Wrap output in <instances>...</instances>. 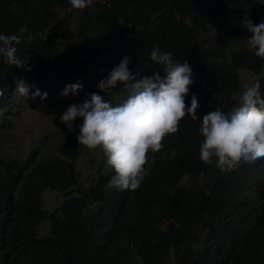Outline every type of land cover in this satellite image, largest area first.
Masks as SVG:
<instances>
[{"label": "clouds", "instance_id": "obj_1", "mask_svg": "<svg viewBox=\"0 0 264 264\" xmlns=\"http://www.w3.org/2000/svg\"><path fill=\"white\" fill-rule=\"evenodd\" d=\"M230 2L203 0V21L191 31L183 11L168 0H63L62 6L27 0L38 22L34 31L20 32L28 31L34 59L20 55L19 35L0 33V113L12 115L36 103L58 132L54 139L44 134L33 140L32 148L13 157L0 155V178L17 159L61 170L79 155L77 180L96 194L83 215L100 221L96 230L112 243L111 255L120 264H235L220 251L232 224L221 208L232 214L248 197L251 209L260 214L264 209V0ZM1 4L20 10L16 0H0V11ZM98 4L114 10L117 19L94 14ZM62 12L73 18L66 30L60 26ZM170 19L177 28L186 25L183 43L191 41L198 54L183 46L178 58L165 45L146 49L144 38L162 40ZM93 21L101 22L90 26L96 45L84 49L74 33L81 22ZM140 52L151 61L147 75L134 66ZM80 61L88 68L78 69ZM204 64L210 71L202 78L197 70ZM90 67L104 77L93 93L85 87ZM212 71L217 77L211 81ZM217 88L218 95H229L228 105L211 93ZM187 124L192 133L184 136ZM175 135L188 140L185 148ZM82 157L91 162L84 179L77 169ZM154 161L171 165L173 182L160 199L141 194L151 171L146 166ZM215 180L223 184L220 209L205 200ZM14 189L23 191L15 182ZM46 190L63 198L52 210L42 208L45 219L33 228L38 240L52 236L55 221L66 220L51 215L66 196ZM175 195L177 217L170 215ZM10 208L0 195V215L11 217ZM136 232L145 246L137 243Z\"/></svg>", "mask_w": 264, "mask_h": 264}, {"label": "trees", "instance_id": "obj_2", "mask_svg": "<svg viewBox=\"0 0 264 264\" xmlns=\"http://www.w3.org/2000/svg\"><path fill=\"white\" fill-rule=\"evenodd\" d=\"M175 5L176 9L183 11L187 21V26L194 31L199 23L203 21L201 4L203 0H168ZM232 2V0H229ZM52 4L63 5V0H51ZM230 2V3H231ZM239 1H237L238 4ZM20 10L12 5H2L0 16H8L0 21V33L5 35H19L21 43L19 45L20 55L33 60L32 39L26 32H20L22 27L34 31L38 18L34 17L27 8V0H16ZM94 14L105 19H117L118 15L112 9H106L101 4L96 5ZM95 21L87 24L81 22L77 33L74 36L82 42L83 48L95 46L96 41L90 37L92 32L90 26H100ZM39 28V27H38ZM37 28V33H38ZM205 28V25H202ZM186 25L177 28L172 19L168 21L162 29L163 38L158 40L154 36L144 38L145 47L148 49L152 45H165V51L172 54L173 58L182 57V46L192 48L194 54L198 50L193 49L190 42H184V37L188 34ZM184 53V52H183ZM139 63L134 64L141 71L142 75L148 74V63L146 52L138 54ZM200 77H205L210 71V65L204 64L198 70ZM211 81L217 75L211 72ZM103 76L96 74L92 68L86 72V90L93 93L98 87ZM225 93L224 88L221 89ZM217 100L224 104H229V95H218V88L211 92ZM114 91L108 95L113 96ZM184 136L191 135V125L187 124L182 130ZM180 141V138L175 135ZM188 140L178 143L180 148H185ZM79 155H74L64 169H56L46 162H32L29 158L17 159L11 168L6 170L9 174L0 178V195L4 196L11 205L12 216L0 215V264H120L119 258L111 255L112 243L103 239L96 230V224L100 221L93 214L83 215L85 209L95 199V192L82 188L77 180L75 161ZM4 159L0 157V165ZM147 164L151 171L148 174L146 183L141 194L150 199H160L166 193L167 188L172 184L171 174L167 171L171 165L168 161ZM9 166V162H8ZM14 182L22 186L23 191L14 189ZM223 184L215 180L214 192L205 200L207 203L220 209L223 204L221 199V189ZM92 187V186H91ZM89 187V189L91 188ZM75 188V194L72 191ZM46 189L62 192L66 198L53 211L51 215L65 218L64 221H55L53 224L52 236L45 240H38L35 237L34 226L45 219L42 193ZM21 191V190H20ZM178 198L173 196V206L170 215L177 217L180 212ZM236 212L228 211V208H221L225 214L232 218V224L221 240L220 251L229 257L235 264H264V249L260 250V245L264 243V209L260 214L254 208L251 209L248 197H244ZM10 214V211H8ZM46 214V213H45ZM136 241L145 246L144 237L136 232ZM174 239L176 238L173 235ZM127 245V243H126ZM128 247V245H127ZM124 257L128 259V253L124 252Z\"/></svg>", "mask_w": 264, "mask_h": 264}, {"label": "rangeland", "instance_id": "obj_3", "mask_svg": "<svg viewBox=\"0 0 264 264\" xmlns=\"http://www.w3.org/2000/svg\"><path fill=\"white\" fill-rule=\"evenodd\" d=\"M60 17L62 30L73 26V18L71 16H67L65 12H62ZM91 61H95L94 63L99 65L102 64L100 58L96 59L93 57ZM77 68L87 69L88 67L84 62L80 61L77 64ZM57 132L58 129L51 126L46 114L41 109H38L36 103L26 104L20 111H16L12 115L0 113V155L8 158L9 154L13 157L22 152L28 145L32 148L33 140L40 139L44 134L54 139ZM93 153L99 154V148L94 149ZM90 163L87 157L79 159L77 169L81 170L82 179L85 178ZM42 197L44 211L52 210L63 198L62 194L50 190H45ZM133 264H136V260L133 261Z\"/></svg>", "mask_w": 264, "mask_h": 264}]
</instances>
